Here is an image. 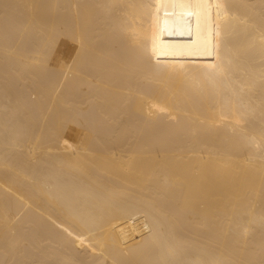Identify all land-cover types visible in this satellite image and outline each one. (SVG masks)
Instances as JSON below:
<instances>
[{"label":"bare ground","instance_id":"obj_1","mask_svg":"<svg viewBox=\"0 0 264 264\" xmlns=\"http://www.w3.org/2000/svg\"><path fill=\"white\" fill-rule=\"evenodd\" d=\"M0 264H264V0H0Z\"/></svg>","mask_w":264,"mask_h":264},{"label":"rangeland","instance_id":"obj_2","mask_svg":"<svg viewBox=\"0 0 264 264\" xmlns=\"http://www.w3.org/2000/svg\"><path fill=\"white\" fill-rule=\"evenodd\" d=\"M69 44H70V41L69 39L67 38H62L61 41H60V44H59V52L62 53V52H66L68 47H69Z\"/></svg>","mask_w":264,"mask_h":264}]
</instances>
